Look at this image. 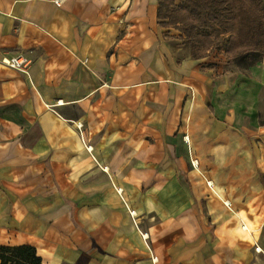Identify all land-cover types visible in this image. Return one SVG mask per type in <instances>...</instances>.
Wrapping results in <instances>:
<instances>
[{
	"label": "crops",
	"instance_id": "0c3cea01",
	"mask_svg": "<svg viewBox=\"0 0 264 264\" xmlns=\"http://www.w3.org/2000/svg\"><path fill=\"white\" fill-rule=\"evenodd\" d=\"M160 3L0 0V246L264 264V56L256 76L209 66Z\"/></svg>",
	"mask_w": 264,
	"mask_h": 264
},
{
	"label": "trees",
	"instance_id": "16d2710c",
	"mask_svg": "<svg viewBox=\"0 0 264 264\" xmlns=\"http://www.w3.org/2000/svg\"><path fill=\"white\" fill-rule=\"evenodd\" d=\"M227 7L226 0H161L159 19L164 27L174 26L182 36V41L192 48V56L204 59L201 53L196 56L194 43L197 38L206 36L211 29L220 28L229 34L226 49H232L236 38L234 36V17ZM244 20L250 41L254 42L253 52L257 46L264 53V3L262 0L248 2L243 10ZM264 56V54H262ZM43 260L32 246H0V264H42Z\"/></svg>",
	"mask_w": 264,
	"mask_h": 264
},
{
	"label": "rangeland",
	"instance_id": "374dc122",
	"mask_svg": "<svg viewBox=\"0 0 264 264\" xmlns=\"http://www.w3.org/2000/svg\"><path fill=\"white\" fill-rule=\"evenodd\" d=\"M255 0H226L227 7L232 11L231 17H234L235 29L234 36L236 41L231 50L226 49V41L229 34L224 33L220 28L211 29L209 34L197 38L194 43L195 55L201 53L206 55V61L213 68L223 67V71L237 72L244 74L257 75L262 61L263 55L262 45L257 46V50L253 52L254 42L250 41L249 33L247 32L243 10L248 2ZM168 28L177 30L174 26L168 25ZM178 31V30H177ZM225 62V63H224ZM259 236L262 248L264 249V219L257 226L253 227ZM264 259V258H263Z\"/></svg>",
	"mask_w": 264,
	"mask_h": 264
},
{
	"label": "built area",
	"instance_id": "2783aa9c",
	"mask_svg": "<svg viewBox=\"0 0 264 264\" xmlns=\"http://www.w3.org/2000/svg\"><path fill=\"white\" fill-rule=\"evenodd\" d=\"M62 2H63V0H55V4L58 6H61ZM4 62L9 67H12L15 69H21V70H24L26 68V65H27L26 60L18 61L16 59H11L9 61L5 60Z\"/></svg>",
	"mask_w": 264,
	"mask_h": 264
}]
</instances>
